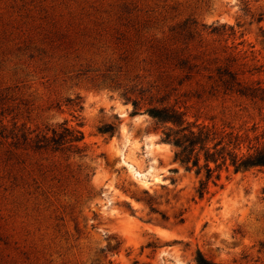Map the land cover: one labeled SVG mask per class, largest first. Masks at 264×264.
Wrapping results in <instances>:
<instances>
[{
    "label": "rangeland",
    "instance_id": "374dc122",
    "mask_svg": "<svg viewBox=\"0 0 264 264\" xmlns=\"http://www.w3.org/2000/svg\"><path fill=\"white\" fill-rule=\"evenodd\" d=\"M186 18L197 24L184 42ZM223 25L235 36L210 32ZM263 30L264 0H0V128L83 135L80 155L0 139V264H197V251L264 264V167L222 170L199 197L147 101L131 103L176 87L164 57L176 52L202 68L177 86L190 115L263 128L264 104L191 97L229 55L264 87Z\"/></svg>",
    "mask_w": 264,
    "mask_h": 264
},
{
    "label": "trees",
    "instance_id": "16d2710c",
    "mask_svg": "<svg viewBox=\"0 0 264 264\" xmlns=\"http://www.w3.org/2000/svg\"><path fill=\"white\" fill-rule=\"evenodd\" d=\"M258 20H261V17ZM196 24L194 19L186 18L177 26L184 42L193 37ZM201 26L206 27L204 24ZM209 28L212 33L228 30L227 34L231 37L236 33L233 26ZM262 32L264 38V30ZM174 53L172 56L164 54V57L170 59L174 69L181 72V76L176 79V87H172L170 83L164 85L162 89L157 87L153 94L146 89H139V99H132L131 103L136 112L139 109L140 100L147 101L144 112L160 127L161 140L173 147L174 160L186 171H193L196 177H199L196 192L199 197H202L206 193L208 183L216 184L219 180L222 170L231 167L234 171H246L264 167V127L259 129L258 126L253 125L250 129L242 130L230 121H216L215 116L201 117L196 113L190 115L193 106L188 104L187 98H181L186 97V94H176L177 86L189 82L194 73L198 74L202 68L198 64L191 63L188 57ZM235 61L234 56H227L223 64L203 76L204 83L199 90L192 93L191 97L196 101H204L208 97L218 95L223 97L236 95L254 104H264V87L259 82L244 80L242 78L244 72L236 67ZM146 92H149V95L143 98ZM171 96H175L172 103H170ZM257 109L261 115L262 106H258ZM112 129L111 125L99 127L102 132H111ZM5 130V127L1 126L0 139L9 136L13 146L23 144L34 152L67 151L80 155L83 151L79 145L83 137L82 132L67 126L53 128L50 134L47 132L33 134L34 130L23 127L14 128L8 133ZM148 204L151 210H155L151 202ZM195 261L197 264H217L205 258L200 251H197Z\"/></svg>",
    "mask_w": 264,
    "mask_h": 264
}]
</instances>
